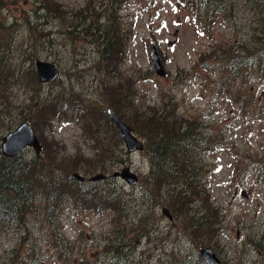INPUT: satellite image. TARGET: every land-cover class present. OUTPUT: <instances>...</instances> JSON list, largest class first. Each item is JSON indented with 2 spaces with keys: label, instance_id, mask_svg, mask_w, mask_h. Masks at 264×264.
Segmentation results:
<instances>
[{
  "label": "rangeland",
  "instance_id": "obj_1",
  "mask_svg": "<svg viewBox=\"0 0 264 264\" xmlns=\"http://www.w3.org/2000/svg\"><path fill=\"white\" fill-rule=\"evenodd\" d=\"M111 1L56 0V7L45 9L46 0H0V158L4 135L27 120L36 128L37 103L60 93L47 110L54 119L34 129L43 148L26 147L21 154L40 158L73 182L69 197L57 204L41 191L31 193L26 223L12 216L4 220L0 264H24L30 253L40 255L41 264H111L115 214L94 209L89 200L106 189L128 199L129 215L120 224L149 216L151 234L139 241L131 264H199V238L168 200L180 189H201L216 207L211 246L224 264H264V243L258 242L264 237V0H126L109 6ZM90 3L95 11L111 10L129 41L121 76H130L124 90L134 93L130 102L138 113L123 103L121 81H112L119 87L113 91L105 88L101 40L92 34L101 33L109 18H97ZM152 42L164 74L154 64ZM37 59L55 63L59 76L40 81ZM230 59L240 60L237 68L228 67ZM164 105L176 107L172 121L192 122L202 139L186 161L198 166L195 177L167 185L171 192H157L156 179L145 181L149 153L129 152L107 114L108 108L120 114L118 107L137 116ZM135 123L140 125L139 116ZM128 165L139 175L134 184L114 175ZM100 173L107 176L92 179ZM198 201L188 208L191 213L205 212Z\"/></svg>",
  "mask_w": 264,
  "mask_h": 264
},
{
  "label": "trees",
  "instance_id": "obj_2",
  "mask_svg": "<svg viewBox=\"0 0 264 264\" xmlns=\"http://www.w3.org/2000/svg\"><path fill=\"white\" fill-rule=\"evenodd\" d=\"M46 1L47 5L43 4L41 7L45 9L51 6L56 7L55 3L53 4L56 0ZM125 1L126 0H112L109 6L115 5L116 3L121 5ZM58 3V8H61V3ZM88 9H93L95 11L97 7L94 4L91 8L90 3ZM59 12H62V10ZM95 14L97 18L104 14L109 18L105 26L101 25V33L97 34L93 32L92 35L101 40L100 52L103 58L102 60L105 61V70L108 73L103 83L105 88L113 91L112 88L115 84L112 81L115 79L121 81L122 84L123 82L130 83V76H128L126 80L121 76V66L126 60L129 41L122 32L116 16L111 10L106 13L95 11ZM84 17H86L85 14ZM239 61V59L236 61L235 59H230L228 67L230 69L237 68ZM115 87L119 88L118 86ZM124 87L123 84L120 88L122 91L121 99L123 103L126 101L128 106H130L129 110L132 111V109H134V112L138 113V107L131 106L132 104L130 102H134V93L124 90ZM60 99V93H57L54 96L45 98L42 104L40 101L37 103V111L34 112L32 117V119L34 118L37 122L35 123L33 120V125L37 129H39L40 126H45L47 121H52L54 119L53 117L55 114H51L50 111L47 110L49 106L56 105ZM116 110L135 130L147 138L145 148L151 157V169L148 176L144 177V179L145 181L156 179L157 192H161L162 190L171 192V189H165L167 185H171L182 177L185 179H193L195 177L198 166H196V163L193 165L186 161L198 150V148H195L193 145L201 142L202 139L196 138L194 132L195 126L192 122L177 121V118L175 121L171 120V117H173L177 111L176 107H170L169 105L153 106L144 110L145 112H140L137 116L127 114V110L121 112L118 107ZM49 115L50 118H48ZM138 116L141 120L140 125L135 123L136 117ZM177 122L179 124H177ZM148 123H151L152 127ZM172 124L175 125L169 127V125ZM159 127L166 128V130L164 131ZM155 132H158V134L155 135ZM40 160L41 159L37 157L27 159L25 155L22 154L17 156L3 155L0 158V230L2 223L9 216L24 219L26 216H23L25 212L24 208L27 209L29 207L32 198L30 194L33 192L37 193L41 191L50 202L54 201L55 204L61 202L66 196L69 197V192H71L73 187V182L71 181L72 176L70 178L63 177L56 170L46 168L48 163L45 161L41 162ZM181 165L182 167H180ZM191 169L192 172H190ZM183 183L191 188V183L188 180ZM81 186V184H78V188H81ZM83 188L86 189L87 187ZM194 193L197 196H194ZM89 198V200L95 201L93 202L95 203L93 205L96 206L94 209H111L115 214L114 221L118 223V227L115 239L108 245V249H110L112 254L111 264H131L136 258L135 252L139 241L146 235L150 236L151 234L152 227L147 219L149 216L141 215V219L132 220L129 226L128 223L120 224L122 219L129 215V210L127 209L130 207H128V199L123 198L121 192H116L114 189H106L91 194ZM168 200L171 201L173 213L177 216H182L184 225L199 238L194 243L199 250L198 263L212 264L204 259L201 249L206 246H211L214 234H216V231H214L216 228V207L208 202L207 197L205 194H202L201 189L189 190V192L180 189L174 192ZM198 200L201 201V207L204 208L205 212L200 211L201 214L197 212L191 213L188 208L192 207V203L199 202ZM56 208L57 207H54L50 210L51 216L56 215ZM24 223H26L25 219ZM129 232H134L136 235L133 234L128 236ZM200 237H203V239ZM23 238L29 239L28 234H25V236L23 235ZM258 242L263 244L264 237L258 240ZM25 260L33 261L36 264H41L43 261L40 255L32 256L31 253ZM25 260L24 264L30 263ZM178 263L183 264V261L178 260Z\"/></svg>",
  "mask_w": 264,
  "mask_h": 264
},
{
  "label": "water",
  "instance_id": "obj_3",
  "mask_svg": "<svg viewBox=\"0 0 264 264\" xmlns=\"http://www.w3.org/2000/svg\"><path fill=\"white\" fill-rule=\"evenodd\" d=\"M152 58L157 71L160 74H164V65L160 59L155 42H152ZM36 65L41 81L52 80L56 78L60 72L56 64L47 60L37 59ZM108 112L116 126L121 129V134L129 151L143 149L145 147L144 141L138 136L137 133L134 132V128L114 109L108 108ZM29 146L34 147L38 152H40L43 147L38 135L29 121H23L16 129L12 130L3 137L2 150L7 156H16ZM76 175L81 179L84 177L79 173H76ZM114 175H121L129 183H135L138 180V174L133 172L129 165L123 167L121 173L116 172ZM105 176V174L100 173L93 176L92 179H100ZM164 211L169 216H172L169 210L164 209ZM201 253L207 262L212 264H223L221 258L218 256L214 248L210 246L203 247L201 249Z\"/></svg>",
  "mask_w": 264,
  "mask_h": 264
}]
</instances>
